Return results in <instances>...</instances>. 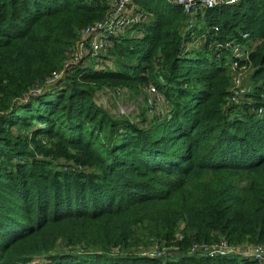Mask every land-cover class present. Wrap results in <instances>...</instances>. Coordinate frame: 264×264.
<instances>
[{
  "label": "trees",
  "instance_id": "obj_1",
  "mask_svg": "<svg viewBox=\"0 0 264 264\" xmlns=\"http://www.w3.org/2000/svg\"><path fill=\"white\" fill-rule=\"evenodd\" d=\"M111 1L0 0V264H257L189 249L264 241V0L201 6L191 26L177 3L130 0L149 18L109 35L113 65L51 78ZM228 37L251 46L239 103L210 46ZM149 83L166 102L152 120L94 99Z\"/></svg>",
  "mask_w": 264,
  "mask_h": 264
},
{
  "label": "built area",
  "instance_id": "obj_2",
  "mask_svg": "<svg viewBox=\"0 0 264 264\" xmlns=\"http://www.w3.org/2000/svg\"><path fill=\"white\" fill-rule=\"evenodd\" d=\"M179 4L183 12L187 16L188 26L192 24V14L201 6H213L223 3H231L236 0H168ZM149 18V14L130 4V0H112L104 16L94 22L93 24L84 26L77 31L76 38L70 47V52L67 55L64 66L59 71L53 73L51 78L59 76L65 67L70 66L71 63L77 61H84L85 63H93L94 65L102 64L106 58L107 49L111 44L109 37L112 33L122 32L133 24L145 21ZM246 32H242L241 36L245 37ZM217 51L219 49H228V55L231 61L228 62L230 70L229 81V99L233 102L239 103L243 99L246 87L242 85V74L235 75L233 71L245 66L247 63V55L251 46L243 41H238L228 37L222 41H214L212 43ZM70 57V58H69ZM250 67V66H249ZM114 96L120 97L123 89L119 86L106 87ZM150 94V99L154 96L160 98L155 86L149 83L145 87V91ZM119 113H123V109L118 106ZM262 108L258 106L257 112H261ZM199 250L210 254H238L254 260L257 264H264V241L259 243L241 242L239 244H231L220 238L212 243L192 244L189 251Z\"/></svg>",
  "mask_w": 264,
  "mask_h": 264
},
{
  "label": "rangeland",
  "instance_id": "obj_3",
  "mask_svg": "<svg viewBox=\"0 0 264 264\" xmlns=\"http://www.w3.org/2000/svg\"><path fill=\"white\" fill-rule=\"evenodd\" d=\"M199 42V41H198ZM247 43V42H245ZM248 44V43H247ZM210 46L215 50V54L219 55L221 53V50L217 51L212 45ZM70 58V57H69ZM104 61H102L104 64L111 62L113 65L111 58L106 57ZM68 59V57H67ZM109 60V61H108ZM226 62H230V56L226 55L225 57ZM110 64V65H111ZM250 71L251 67L245 66L240 69H235L233 73L235 75H238L239 73L242 74V85L243 87L247 86L249 87V78H250ZM123 89L122 95L120 97L114 96L110 91L105 87V89H102L101 91L94 93V99L95 101L100 104L102 107H104L108 112H111L115 115H126V117L137 120L138 118H148L149 120H152L153 118H158L160 115H162L165 112V106L166 102L165 100L160 96L158 99V96H154V99H150V94L146 90L143 94H132L130 91L126 90V88L123 86L121 87ZM160 101H164V107L160 104ZM120 106L123 109V113H119L117 110V107ZM56 248L54 250L62 249V246L57 244L55 246ZM154 247H157L156 242L151 241H143L141 245L134 248L133 251L135 253H142V252H150L154 249ZM76 249H79L76 247ZM115 251V250H114ZM51 252L46 253H39L37 255H34L31 261H43L46 258L47 254H50Z\"/></svg>",
  "mask_w": 264,
  "mask_h": 264
},
{
  "label": "crops",
  "instance_id": "obj_4",
  "mask_svg": "<svg viewBox=\"0 0 264 264\" xmlns=\"http://www.w3.org/2000/svg\"><path fill=\"white\" fill-rule=\"evenodd\" d=\"M195 13V12H194ZM193 13V14H194ZM193 14H192V18H191V20H192V24H193V21H195V15H194V17H193ZM200 35V34H199ZM201 40V37L200 36H198V35H194V36H192V38H191V44H193V45H195V44H198L199 42L198 41H200ZM103 89H105V87L103 88ZM160 104L164 107V101H160Z\"/></svg>",
  "mask_w": 264,
  "mask_h": 264
}]
</instances>
